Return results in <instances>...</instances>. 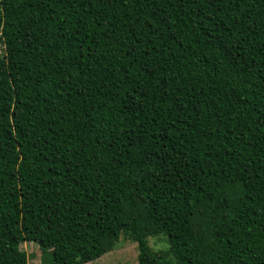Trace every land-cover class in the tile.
Returning a JSON list of instances; mask_svg holds the SVG:
<instances>
[{"label":"trees","instance_id":"1","mask_svg":"<svg viewBox=\"0 0 264 264\" xmlns=\"http://www.w3.org/2000/svg\"><path fill=\"white\" fill-rule=\"evenodd\" d=\"M121 236L264 264V0H0V264Z\"/></svg>","mask_w":264,"mask_h":264},{"label":"rangeland","instance_id":"2","mask_svg":"<svg viewBox=\"0 0 264 264\" xmlns=\"http://www.w3.org/2000/svg\"><path fill=\"white\" fill-rule=\"evenodd\" d=\"M149 244L154 249L164 248L165 241L163 238H149ZM27 255L28 264H40L41 250L34 241H24L19 245ZM85 264H137L136 243L127 238L120 237L113 250L103 254L98 259Z\"/></svg>","mask_w":264,"mask_h":264}]
</instances>
